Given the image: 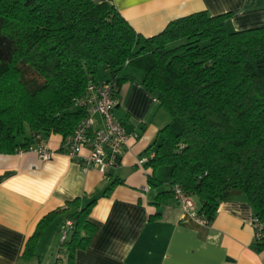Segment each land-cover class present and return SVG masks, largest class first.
Instances as JSON below:
<instances>
[{
  "label": "trees",
  "instance_id": "16d2710c",
  "mask_svg": "<svg viewBox=\"0 0 264 264\" xmlns=\"http://www.w3.org/2000/svg\"><path fill=\"white\" fill-rule=\"evenodd\" d=\"M231 16L199 11L145 37L108 3L0 0V153L25 151L50 134L68 137L84 116L78 102L89 84L110 81L118 97L123 83L138 81L170 118L144 151L151 187L162 184L158 168L169 170V188L153 204L173 198L177 185L209 224L221 201L241 193L261 225L253 248L264 251V25L231 30ZM125 68L140 71L141 79ZM120 183L112 180L103 194ZM95 201L81 206L75 198L41 217L23 258L35 255L49 223L78 207L57 247L74 264L95 232L88 219Z\"/></svg>",
  "mask_w": 264,
  "mask_h": 264
},
{
  "label": "crops",
  "instance_id": "0c3cea01",
  "mask_svg": "<svg viewBox=\"0 0 264 264\" xmlns=\"http://www.w3.org/2000/svg\"><path fill=\"white\" fill-rule=\"evenodd\" d=\"M93 1L112 5L145 37L158 34L173 19L199 11L232 12L227 21L231 30L264 25V0ZM125 72L141 79L138 70L125 68ZM118 99L113 114L124 124L128 138L120 164L109 176L69 157L58 134L45 137L54 152L48 161L29 151L0 153V264H55L56 256L61 257L58 262L66 261V254H57L60 229L78 207L66 210L43 229L33 257L24 259L23 251L41 217L66 209V202L75 198H80L81 206L96 199L88 215L96 228L87 247L75 252L74 264H264V251L257 252L252 245L254 210L243 194L235 192L221 201L213 221L206 225L185 214L174 198L153 204L157 193L169 186L167 181L164 187L157 175L161 168L155 176L162 184H148L151 169L144 166V151L159 141L158 132L170 118L159 106L157 94L138 81L123 83ZM80 153L85 155L87 150ZM114 179L123 183L104 195Z\"/></svg>",
  "mask_w": 264,
  "mask_h": 264
},
{
  "label": "built area",
  "instance_id": "2783aa9c",
  "mask_svg": "<svg viewBox=\"0 0 264 264\" xmlns=\"http://www.w3.org/2000/svg\"><path fill=\"white\" fill-rule=\"evenodd\" d=\"M114 89L115 85L110 81L88 85L85 97L78 102L85 109L84 116L77 123L73 132L63 139L61 147L69 157L77 159L85 168H97L103 174L120 164L123 147L128 138L124 124L113 114L115 107L119 104L118 97L113 95ZM82 149L87 150L85 155L80 153ZM25 151L34 152L43 161L50 160L54 155L53 150L44 140L30 146ZM151 156L152 154L149 155V157ZM173 198L185 214L199 224H207L206 220L196 213L193 200L184 194L177 185L173 187ZM73 227L71 219H66L63 222L59 243L69 237ZM252 227L254 237L259 238L261 225L254 218ZM55 261V264H61L58 262V256Z\"/></svg>",
  "mask_w": 264,
  "mask_h": 264
},
{
  "label": "rangeland",
  "instance_id": "374dc122",
  "mask_svg": "<svg viewBox=\"0 0 264 264\" xmlns=\"http://www.w3.org/2000/svg\"><path fill=\"white\" fill-rule=\"evenodd\" d=\"M99 76L101 78H104V73H103V70L101 68L99 69ZM160 168H161V170L158 171L157 175L160 176L161 180L163 181L164 187L165 186L167 187V181L169 178L168 177L169 176V170L167 168L164 170L165 167H160ZM193 202H194V204H196V206H198V202L195 198L193 199ZM59 240H60V237H59ZM51 253L53 254V251ZM62 260L63 261H60V263L62 264V262H63V264H65L66 263L65 259H62Z\"/></svg>",
  "mask_w": 264,
  "mask_h": 264
}]
</instances>
